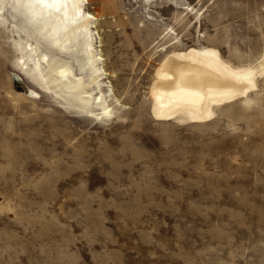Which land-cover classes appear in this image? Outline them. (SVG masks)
Listing matches in <instances>:
<instances>
[{
  "label": "rangeland",
  "instance_id": "obj_1",
  "mask_svg": "<svg viewBox=\"0 0 264 264\" xmlns=\"http://www.w3.org/2000/svg\"><path fill=\"white\" fill-rule=\"evenodd\" d=\"M86 10L122 101L105 119L39 84L28 36L0 6V264H264V77L206 122L150 112L171 42L258 59L264 0H89Z\"/></svg>",
  "mask_w": 264,
  "mask_h": 264
},
{
  "label": "bare ground",
  "instance_id": "obj_2",
  "mask_svg": "<svg viewBox=\"0 0 264 264\" xmlns=\"http://www.w3.org/2000/svg\"><path fill=\"white\" fill-rule=\"evenodd\" d=\"M86 3L89 0H0L28 36L25 64L32 62L29 70L39 84L83 114L105 119L122 101L107 83L111 72L95 45L97 15L86 10ZM174 43L151 76L150 112L157 120L209 121L218 108L256 91L264 77V50L258 59L235 60L215 44ZM30 95L38 92L30 87Z\"/></svg>",
  "mask_w": 264,
  "mask_h": 264
}]
</instances>
